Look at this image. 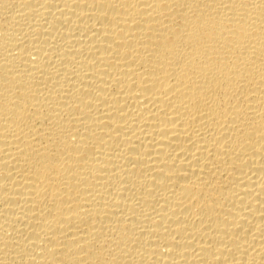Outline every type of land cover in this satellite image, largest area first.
Wrapping results in <instances>:
<instances>
[{
  "label": "bare ground",
  "instance_id": "1",
  "mask_svg": "<svg viewBox=\"0 0 264 264\" xmlns=\"http://www.w3.org/2000/svg\"><path fill=\"white\" fill-rule=\"evenodd\" d=\"M0 264H264V0H0Z\"/></svg>",
  "mask_w": 264,
  "mask_h": 264
}]
</instances>
